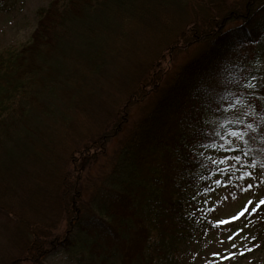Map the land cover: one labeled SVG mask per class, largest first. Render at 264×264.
I'll list each match as a JSON object with an SVG mask.
<instances>
[{
    "label": "trees",
    "instance_id": "obj_1",
    "mask_svg": "<svg viewBox=\"0 0 264 264\" xmlns=\"http://www.w3.org/2000/svg\"><path fill=\"white\" fill-rule=\"evenodd\" d=\"M35 16L26 42L0 47L13 244L0 264L58 250L75 264H188L210 226L197 188L219 169L201 147L235 126L242 156L264 165V0H48ZM148 22L168 33L144 59L131 49ZM240 218L264 264V203Z\"/></svg>",
    "mask_w": 264,
    "mask_h": 264
},
{
    "label": "rangeland",
    "instance_id": "obj_2",
    "mask_svg": "<svg viewBox=\"0 0 264 264\" xmlns=\"http://www.w3.org/2000/svg\"><path fill=\"white\" fill-rule=\"evenodd\" d=\"M47 2L48 0H13L10 10L0 14V47L26 42L36 23V9ZM154 26L148 22L134 31L136 39L132 52L130 51L132 55H141L144 59L152 55L150 52L159 42L156 36L168 33L157 23ZM146 30L153 32L148 33ZM188 54L186 51L179 53L176 63L185 61ZM250 106L251 104L244 105L231 119L243 117L244 113L249 112ZM91 126L93 125L85 121L79 126V131L91 129ZM236 131L235 126L228 128L224 134H220L223 143L203 146L199 150L201 155L215 162L219 169L197 188L193 207L204 214L210 226L203 239L191 243L184 250L188 264H251L252 258L255 259L252 254L253 245L240 217L246 210L264 201V165L253 166L250 160L242 156ZM114 181L115 179H111L106 182V187L113 188ZM11 226L8 218L0 216V255L13 245L11 236L8 237ZM45 262L75 264L62 250L50 253Z\"/></svg>",
    "mask_w": 264,
    "mask_h": 264
},
{
    "label": "snow or ice",
    "instance_id": "obj_3",
    "mask_svg": "<svg viewBox=\"0 0 264 264\" xmlns=\"http://www.w3.org/2000/svg\"><path fill=\"white\" fill-rule=\"evenodd\" d=\"M216 183H220V181H216ZM249 203H251V202H249ZM260 203H264V201H261ZM254 210V209H253Z\"/></svg>",
    "mask_w": 264,
    "mask_h": 264
}]
</instances>
